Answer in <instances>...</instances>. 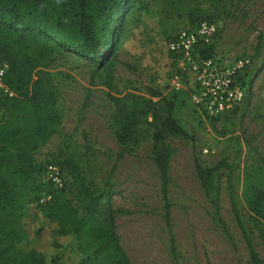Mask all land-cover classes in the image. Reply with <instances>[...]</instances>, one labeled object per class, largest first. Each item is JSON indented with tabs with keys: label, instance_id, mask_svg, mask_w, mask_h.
Listing matches in <instances>:
<instances>
[{
	"label": "rangeland",
	"instance_id": "rangeland-1",
	"mask_svg": "<svg viewBox=\"0 0 264 264\" xmlns=\"http://www.w3.org/2000/svg\"><path fill=\"white\" fill-rule=\"evenodd\" d=\"M47 5L45 14L36 5L25 11L41 14L53 32H68L74 25L69 0ZM191 7L217 13L219 32L203 44L205 56L222 64L244 56L253 60L243 71V102L213 118L192 100L191 75L179 89L173 85L178 69L167 44L190 25ZM115 25L124 29L111 72L66 50L53 36L41 42L63 124L36 153L38 165L71 157L85 184L102 188L100 216L113 219L131 264H252L231 201V169L239 213L264 259V217L253 210L250 191V182L264 181V0H137L115 17ZM156 90L177 95L175 117L191 136L167 140V202L153 158L152 116L139 115L126 128L130 137L122 139L128 115ZM196 158L205 166L230 165L218 171L210 191L202 187ZM64 179L67 198L83 215L81 192L66 168ZM23 229L34 240L21 247H44L48 264H77L85 255L79 237L58 234V224L38 203L28 206Z\"/></svg>",
	"mask_w": 264,
	"mask_h": 264
},
{
	"label": "trees",
	"instance_id": "trees-1",
	"mask_svg": "<svg viewBox=\"0 0 264 264\" xmlns=\"http://www.w3.org/2000/svg\"><path fill=\"white\" fill-rule=\"evenodd\" d=\"M136 1L69 0L74 25L62 34L45 26L41 14L25 11L26 6L36 5L45 14L48 11L47 0H0V63L8 64L5 82L12 92L9 95L0 90V264H48L43 251L21 247L27 236L23 218L28 206L34 203H38L42 213L58 224V234H76L79 237V245L85 255L77 264H131L115 232L113 219L100 216L102 188L88 187L78 163L71 157L55 161L61 165L63 173L66 168L73 175L79 187V201L84 209L80 215L66 196V185L57 189L42 181L41 171L45 165H38L36 153L60 131L63 124L52 78L43 61L41 42L53 36L66 50L88 59L97 69L111 72L116 59L115 48L124 29L115 25V17L125 14ZM189 11L191 23L188 26L192 27L202 20L215 22L217 17V13L199 7H191ZM198 15L201 19L196 17ZM200 53L205 56L203 45ZM170 55L173 56L172 53ZM238 81L244 87L243 71L238 75ZM176 96L170 98L160 91H153L152 98L138 105V109L130 113L126 123L122 124V139L126 141L130 137L126 128L140 119L139 115L152 116L153 158L161 173L166 202L167 165L171 155L167 140L178 135L191 138L175 117ZM223 167L229 169L230 165L221 161L217 165L205 166L196 158V171L202 187L208 191L214 188L217 173ZM232 172L230 169L228 182L233 209L252 264H263L264 259L256 252L239 213ZM250 191L253 210L264 217V181L250 182ZM44 192L53 194L51 202L39 203Z\"/></svg>",
	"mask_w": 264,
	"mask_h": 264
},
{
	"label": "built area",
	"instance_id": "built-area-1",
	"mask_svg": "<svg viewBox=\"0 0 264 264\" xmlns=\"http://www.w3.org/2000/svg\"><path fill=\"white\" fill-rule=\"evenodd\" d=\"M218 32L219 25L216 22L202 20L196 26L181 27L167 44L178 69L173 79L174 87L179 89L181 79L185 75H191L192 100L212 118L235 109L243 102L246 93L238 81V75L253 63L249 56L240 57L231 64H222L212 57L203 56L200 47L211 42ZM7 70L8 64L0 63V90L12 95L5 82ZM41 178L43 182H49L57 189L65 187L64 173L58 162L45 164ZM52 200L53 194L44 192L39 203Z\"/></svg>",
	"mask_w": 264,
	"mask_h": 264
},
{
	"label": "crops",
	"instance_id": "crops-1",
	"mask_svg": "<svg viewBox=\"0 0 264 264\" xmlns=\"http://www.w3.org/2000/svg\"><path fill=\"white\" fill-rule=\"evenodd\" d=\"M61 236H63V235H61ZM28 239H29V241H33L34 240V236H32V234L28 233L27 236H26V238L23 240L24 241L23 243L24 244L28 243ZM31 248H35V249L41 250V251H43L46 254V256L48 255V252L45 250L44 247L32 246ZM27 249H30V248H27ZM49 251H50V249H49Z\"/></svg>",
	"mask_w": 264,
	"mask_h": 264
}]
</instances>
